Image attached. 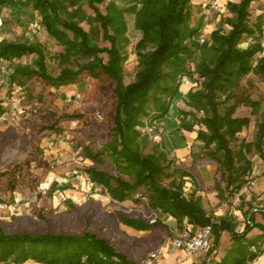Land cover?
<instances>
[{
    "label": "trees",
    "instance_id": "trees-1",
    "mask_svg": "<svg viewBox=\"0 0 264 264\" xmlns=\"http://www.w3.org/2000/svg\"><path fill=\"white\" fill-rule=\"evenodd\" d=\"M255 1L227 2L228 14L222 16L218 29L200 43L204 21L200 16L194 25L190 24L191 0H127L128 5L124 7L112 0H0V8H30L37 15L43 32L62 47L56 56L61 68L53 76L47 70L40 43L31 42V39L22 42L1 40L0 60L8 64L25 56H35L33 68L21 64L13 66L8 78L10 85L18 86L30 97L33 93L29 83L34 78L59 90L79 84L81 77L86 76L98 82L103 97L107 96L108 90L99 83L111 85L110 94L115 100L112 139L97 151L80 148L85 159L96 165L108 163L117 175H110L95 166L86 167L83 172L110 200L138 204L145 198L148 208L161 216L151 224L120 216L121 224L136 231H147L171 215L179 226L185 219L194 230L211 226L213 244L209 254L226 232L233 246L215 264H248L262 257L264 225L255 223L252 211L247 212V222L242 228L229 217L208 214L202 197L196 192L183 193L184 178L192 176L186 168L176 166L158 145L151 153L142 152L146 139L139 129L145 124L157 125L168 115L180 94L181 78H188L195 88L193 86L185 95L183 101L189 110L179 111L181 122L189 121L191 128L197 127L195 140L200 143L203 156L216 166L212 189L217 193V199L227 200L243 186L245 177L252 171L246 152L254 146L264 159L261 148L264 122L257 125L252 143L241 141L234 150L231 143L249 127L250 118L236 117L234 104L220 110L217 97L224 95L226 104L235 99L233 90L244 77L251 73L264 76V57H258L264 52L262 21L258 18L253 25L249 23L251 4ZM84 5L92 14L84 10ZM100 5H104V13L99 9ZM126 14L134 16V28L141 35L134 45L137 71L128 84L123 82V65L128 59L126 48L129 44ZM244 38H249L252 43L241 48ZM100 42L108 46L100 47ZM36 99L41 102L42 95H37ZM245 105L254 107L257 102L245 101ZM50 117L54 118V115ZM57 124L52 121L48 129L57 131ZM60 190L64 192L67 187ZM254 229L260 234L251 239L248 234ZM27 262L134 264L105 239L87 230L77 235L7 234L0 230V264Z\"/></svg>",
    "mask_w": 264,
    "mask_h": 264
},
{
    "label": "rangeland",
    "instance_id": "rangeland-1",
    "mask_svg": "<svg viewBox=\"0 0 264 264\" xmlns=\"http://www.w3.org/2000/svg\"><path fill=\"white\" fill-rule=\"evenodd\" d=\"M112 1L119 7L128 5L127 0ZM98 7L104 13V5ZM84 10L92 14L86 5ZM192 12L190 24L194 25L201 16L200 4H194ZM258 18L262 21L264 47V0H256L251 4L250 25H253ZM221 19L222 17L219 22ZM36 20L38 17L30 8L18 7L17 10L0 8V41L3 39L12 42L25 41L29 26ZM216 20L218 17L213 15L207 23L216 24ZM125 21L129 44L126 48L128 59L123 65V82L128 84L133 81L137 71L134 45L141 35L134 28L132 14H126ZM218 25L216 24L215 27ZM82 27L88 29L85 24ZM224 29L227 31L226 27ZM206 31L209 37L212 31L210 28ZM30 39L31 42L42 45L47 70L53 76L57 75L61 67L56 56L62 51V47L50 39L45 32ZM251 43L249 38H244L240 47L246 48ZM99 46L107 47L108 44L100 42ZM258 57H264V52ZM34 60L35 56L32 55L25 56L12 64L5 63L12 71L16 64L33 68ZM8 78L0 72V174H3L0 177V230L7 234L30 235L47 232L77 235L87 230L105 239L134 264H142L148 253L165 247L168 239L180 231L182 224L179 226L173 217V220L165 221V217L158 226L142 233L133 232L121 224L120 216L141 219L151 224L159 220L160 215L148 208L145 198L138 204L117 203L110 200L101 188L94 187L90 183L83 172L86 167L95 166L110 175H117L108 163L96 165L85 159L80 148L87 147L97 151L112 139L111 118L115 100L110 94L111 85L105 82L99 83L108 90L107 96L103 97L99 93L98 82L82 76L81 88H78L74 94L63 97L59 90L34 78L29 83L30 92L33 93L30 97L26 96V91L23 89L10 85ZM233 93L235 99L226 104L222 94H218L217 100L220 103V110L234 104L236 117L250 118L249 127L239 133L238 139L231 143V147L236 150L241 141L252 143L255 140L257 125L264 122V76L249 74L241 80ZM37 95H42L41 102L37 101ZM240 101L243 104H238ZM245 101L257 102V105L249 107L245 105ZM50 115H54V118ZM52 121L58 122L57 131L48 129ZM156 131L161 132L162 135L166 134L161 125H158ZM143 136L146 139L141 147L143 153H151L155 145L165 151L163 142L159 144L147 135L143 134ZM261 148L264 154V139ZM246 157L252 164L250 175L255 181V187L241 197L236 205L232 203L233 195L228 197L230 208L228 207L226 211V217L241 228L247 222L244 212L254 210L257 211L253 212L255 223L264 225V215L261 213L264 210V188L258 190L261 181L264 183V159L260 158L254 146L246 152ZM169 159L172 160V157L169 156ZM211 163L215 166L213 162ZM176 166L182 167V165ZM195 167L191 166L189 171L194 176H198ZM123 178L129 180L126 176ZM164 183L166 184L167 181ZM53 184L54 189H52ZM62 187H67V190L63 192L60 190ZM183 193L187 194L185 185ZM217 206L206 211L216 217L214 213ZM259 234V230L254 229L248 237L252 239ZM212 244L213 237L211 248ZM232 246L230 235L226 232L222 233L218 246L211 252L214 262L221 261ZM262 262L264 258L260 257L248 264ZM156 264H202V262L185 259L181 253L169 248L158 258Z\"/></svg>",
    "mask_w": 264,
    "mask_h": 264
},
{
    "label": "crops",
    "instance_id": "crops-1",
    "mask_svg": "<svg viewBox=\"0 0 264 264\" xmlns=\"http://www.w3.org/2000/svg\"><path fill=\"white\" fill-rule=\"evenodd\" d=\"M234 1L238 2V0ZM191 3L192 5L200 4L201 0H191ZM193 85L194 84H191V82L188 81L180 87V94L171 105L168 115L164 119L158 121L157 125L163 126L164 131H166V134L163 135V144L168 157L171 156L176 165H182V167L185 166L184 168L187 169L186 171L192 175L191 177L184 178V185L187 194L196 192L197 196L202 197L206 210L218 205L214 215L216 217H224L226 216L230 200L219 201L216 197L217 193L212 189L216 167L210 162V160L203 156L201 145L195 140L197 127L194 126L191 128L189 121L181 122L182 115L179 111L189 110L183 100L185 95L192 90ZM78 88H81V83L61 87L59 91L62 93L63 97H66L74 94ZM191 166H196L195 172H197L198 176H194L189 171ZM262 182L263 181H261V184L259 185L260 189L258 190L264 188V183ZM246 214L247 212H244L243 215L246 216ZM185 224L194 231V227L190 222L186 220ZM127 228L133 232H143L133 230L129 227ZM25 264H32V262H27Z\"/></svg>",
    "mask_w": 264,
    "mask_h": 264
},
{
    "label": "built area",
    "instance_id": "built-area-1",
    "mask_svg": "<svg viewBox=\"0 0 264 264\" xmlns=\"http://www.w3.org/2000/svg\"><path fill=\"white\" fill-rule=\"evenodd\" d=\"M230 2L229 0H201L200 8H201V16L203 17L204 27L200 32L199 42L203 43L207 38V28H210L211 31L218 29L219 27V19L222 16L228 14L226 9V3ZM232 2V1H231ZM216 15L218 20H216V24L218 27H215L214 23H207L212 16ZM210 31V32H211ZM42 27L39 22V19L32 23L25 35V38L30 39L33 36H36L42 33ZM0 72L4 77H9L11 74V70L8 68V65L0 60ZM189 80L186 77L181 78V86L187 83ZM3 82V81H1ZM79 98V96L77 97ZM158 125H148L145 124L144 127L140 128L142 134L147 135L153 141L161 144L163 142V135L160 132H157ZM255 187V181L253 180L252 175H248L245 177V182L243 186L233 195L232 203L237 204L241 197L245 196L249 191L253 190ZM257 212L256 210H254ZM253 211V212H254ZM264 212V210L262 211ZM173 220L171 215L166 216L165 221ZM212 243V230L211 226H205L202 228H198L196 230H191L183 221L180 231L172 238L168 239L165 247H160L155 251H152L146 255L142 264H156L158 258L163 254V252L169 248L174 249L183 255V258L192 260H201L202 264H215L212 253L209 254ZM252 251L254 249L252 248ZM264 258V255L262 256ZM261 264H264L262 262Z\"/></svg>",
    "mask_w": 264,
    "mask_h": 264
}]
</instances>
